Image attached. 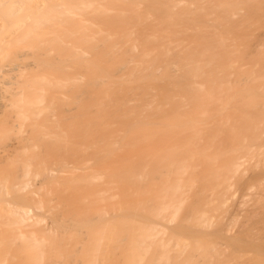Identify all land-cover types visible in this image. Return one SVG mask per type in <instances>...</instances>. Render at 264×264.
I'll return each instance as SVG.
<instances>
[{
  "label": "bare ground",
  "instance_id": "6f19581e",
  "mask_svg": "<svg viewBox=\"0 0 264 264\" xmlns=\"http://www.w3.org/2000/svg\"><path fill=\"white\" fill-rule=\"evenodd\" d=\"M0 78V264H264V0H0Z\"/></svg>",
  "mask_w": 264,
  "mask_h": 264
},
{
  "label": "rangeland",
  "instance_id": "374dc122",
  "mask_svg": "<svg viewBox=\"0 0 264 264\" xmlns=\"http://www.w3.org/2000/svg\"><path fill=\"white\" fill-rule=\"evenodd\" d=\"M28 57H29V56H28ZM26 59H27V57H26ZM28 60H29V61H28ZM28 60H25V57H24V59L21 58L20 62H21L22 64L25 63V64H27V65H29L28 63H32V62H33V59H31V58L28 59ZM31 60H32V61H31ZM9 67H10L9 64H6V65H3L2 68H3L4 70H7V69H9ZM0 81H1V82H0V83H1V84H0L1 86H0V87H4V86L6 85L5 82H7L8 79H7V78H0ZM2 83H3V84H2ZM3 85H4V86H3ZM6 86H7V85H6ZM0 89H2V88H0ZM0 92H1V90H0ZM4 117H5V115H4ZM4 117H3V115L0 114V120H2ZM11 121H12V120H11ZM26 128H27V127H25L24 130H26ZM12 138H13V139H12ZM15 139H16V141H15ZM7 140H8L9 142H7ZM7 140L5 141L7 144L4 142L5 145H13V144H11V143H13V142H14V143L17 142V138H16V137L14 138V136H13V137H10V139H7ZM2 144H3V142H2ZM2 144H1V145H2ZM1 145H0V149H1V148L3 149V146L1 147ZM2 149H1V150H2ZM4 149H5V148H4ZM4 149H3V150H4ZM1 150H0V152H1ZM3 150H2V151H3ZM3 152H4V151H3ZM3 152H1V153H3ZM1 165H2V164H1ZM241 193H242V192L238 191V193L236 194L235 198L231 201V205H230V208H231V209H229V210H230V213H231V212H232V213H235V212H239V211L243 210V209H241V207L238 206V202H239L238 200H239V197L241 196ZM233 201H235V202L233 203ZM243 211H244V210H243ZM243 211H241V212H243ZM229 217H230V215H229ZM244 218H245V217H243V216H239V220H242V219H244Z\"/></svg>",
  "mask_w": 264,
  "mask_h": 264
}]
</instances>
